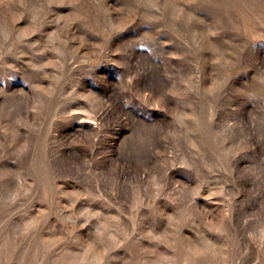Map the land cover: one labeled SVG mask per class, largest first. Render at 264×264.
Listing matches in <instances>:
<instances>
[{"label": "rangeland", "instance_id": "rangeland-1", "mask_svg": "<svg viewBox=\"0 0 264 264\" xmlns=\"http://www.w3.org/2000/svg\"><path fill=\"white\" fill-rule=\"evenodd\" d=\"M0 264H264V0H0Z\"/></svg>", "mask_w": 264, "mask_h": 264}]
</instances>
